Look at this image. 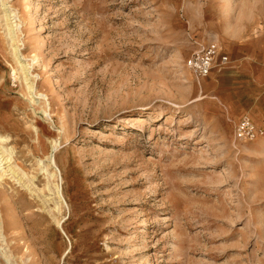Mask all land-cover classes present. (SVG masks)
Returning a JSON list of instances; mask_svg holds the SVG:
<instances>
[{
  "label": "rangeland",
  "instance_id": "1",
  "mask_svg": "<svg viewBox=\"0 0 264 264\" xmlns=\"http://www.w3.org/2000/svg\"><path fill=\"white\" fill-rule=\"evenodd\" d=\"M0 157V264H264V0H0Z\"/></svg>",
  "mask_w": 264,
  "mask_h": 264
},
{
  "label": "built area",
  "instance_id": "2",
  "mask_svg": "<svg viewBox=\"0 0 264 264\" xmlns=\"http://www.w3.org/2000/svg\"><path fill=\"white\" fill-rule=\"evenodd\" d=\"M227 55L220 51L215 42L193 51L184 61V65L195 78L206 77L217 61L225 63ZM263 133L261 126L247 115L241 116L234 124V135L238 139H253Z\"/></svg>",
  "mask_w": 264,
  "mask_h": 264
},
{
  "label": "bare ground",
  "instance_id": "3",
  "mask_svg": "<svg viewBox=\"0 0 264 264\" xmlns=\"http://www.w3.org/2000/svg\"><path fill=\"white\" fill-rule=\"evenodd\" d=\"M10 23V22H9ZM12 24V23H11ZM13 39V38H12ZM14 49H16V48H14ZM37 57H33V59H32V61L33 60H35ZM34 62V61H33ZM27 64H24V63H22L21 64V70H23V73H24V75H25V78H26V75H27ZM30 82V81H29ZM28 83V82H27ZM29 84V83H28ZM29 89H31L32 88V84H30L29 86H27ZM33 93V92H32ZM38 95L39 96H43V93H41V92H39L38 93ZM3 161V157H0V171H3V169H4V167H3V164L5 163V160H4V162H2ZM10 171L12 172V173H16L14 170H13V168H10ZM3 173V172H2ZM18 176V175H17ZM0 258H1V253H0Z\"/></svg>",
  "mask_w": 264,
  "mask_h": 264
},
{
  "label": "crops",
  "instance_id": "4",
  "mask_svg": "<svg viewBox=\"0 0 264 264\" xmlns=\"http://www.w3.org/2000/svg\"><path fill=\"white\" fill-rule=\"evenodd\" d=\"M225 54V52H223Z\"/></svg>",
  "mask_w": 264,
  "mask_h": 264
}]
</instances>
